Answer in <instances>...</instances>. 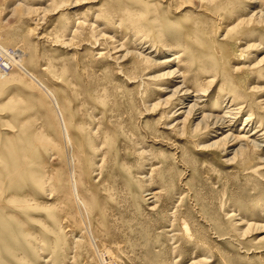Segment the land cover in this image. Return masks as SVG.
<instances>
[{
  "label": "rangeland",
  "instance_id": "rangeland-1",
  "mask_svg": "<svg viewBox=\"0 0 264 264\" xmlns=\"http://www.w3.org/2000/svg\"><path fill=\"white\" fill-rule=\"evenodd\" d=\"M202 1L0 0V180L13 183L0 193L31 207L2 215L0 264H264V131L251 136L264 128V20L224 37L264 0ZM229 41L244 59L211 57ZM177 66L191 94L216 77L202 111L214 117L242 82L253 120L242 109L222 134L263 146L248 166L207 148L221 136H179L193 95L168 106L183 79L153 80Z\"/></svg>",
  "mask_w": 264,
  "mask_h": 264
},
{
  "label": "bare ground",
  "instance_id": "bare-ground-1",
  "mask_svg": "<svg viewBox=\"0 0 264 264\" xmlns=\"http://www.w3.org/2000/svg\"><path fill=\"white\" fill-rule=\"evenodd\" d=\"M213 0H204L202 1L201 3L203 4H207V3H211ZM127 8V7H125ZM127 11V10H126ZM258 13V11L256 12ZM215 16H217V14H214ZM41 16V15H40ZM257 20H251L250 19H245L244 17L242 18L241 16L236 18V23L233 24L232 26L228 27V29L226 30V34H225V38L228 36H230L231 40L233 39L235 41V39L239 38V37H243L245 36L249 31H252V33L254 32V26H256V24H259L261 23L263 20H264V14L263 13H258V17L256 18ZM218 21V19H217ZM195 31H198L197 28H195ZM246 37V36H245ZM224 38V40H225ZM244 38V37H243ZM247 38V37H246ZM223 45V46H222ZM221 46H216L214 44V46H211V49H212V52L210 53L211 57H214L217 55V60L222 57H225V54H226V50L227 48L231 49L232 53L235 55V56H238V57H242L243 59L245 58V54L241 51H237L229 42H225L224 44H222ZM253 49L255 47H250L249 45L247 46L246 49ZM215 49L218 53H215V51L213 50ZM225 51V52H222V51ZM154 52V51H153ZM216 54V55H215ZM237 54V55H236ZM247 57V55H246ZM179 57L177 55L172 56L171 58L167 59L166 58V61L163 62V64H170L172 63L173 61H175L176 59H178ZM219 59V60H220ZM145 61L146 62H149L150 59L148 58H145ZM220 62V61H219ZM258 64L259 63H264V57H262L259 61H257ZM162 63V62H161ZM149 64V63H148ZM256 63V65H258ZM203 65V64H202ZM219 65V64H218ZM254 65V66H256ZM260 65V64H259ZM212 67V66H211ZM212 70L214 71L215 68H208L207 66V70ZM242 69V68H241ZM263 68H260L259 71H257V73H260L259 76L262 75L263 73ZM216 72V71H215ZM214 72V73H215ZM238 72V71H237ZM252 72V71H251ZM255 72V71H254ZM4 74V73H2ZM219 74V73H218ZM211 75V74H210ZM219 76V75H218ZM4 77V76H3ZM5 78V77H4ZM179 79L181 78V80L183 79L182 83H180V85H177L176 89H174L175 91L173 93H171V102L166 100V101H163L162 103L166 104V105H170L171 107L175 104V102L177 103V105H181L183 106L184 105V102H186V100L190 97V95H193V101L191 103H189L188 105H185L184 108H186V111L185 112H182L180 111V109L177 110V115H184V118L183 120H181V122H178L176 124L177 125H180V127H178L176 130L177 132L179 133V136L181 138H191L190 140H195V139H198L200 136H202V134H209V133H213L214 135L216 134L217 138H219V136H221L222 138H219L217 139L216 141H214L213 143L211 142V144L207 147V148H211L213 149L216 153L215 154H219L220 152H223L224 155H228V154H232V160L231 161H237L238 165L241 164V166L245 167V166H248L250 163L253 162V159L249 157V152L248 151H256L257 154H259L260 151H262V147L263 146H260L258 143H256V139H254V141L250 142V143H244L243 144H239L238 145V148H236L234 150V145H237V144H231L230 142V137L228 138L227 136L228 135H225L222 134L223 133V128L225 127H229V130L230 128L232 129L233 125L231 123V119H234L235 117L238 116V113L242 110V109H246V108H249L248 112H250V114L248 115V118L245 119L246 121V125L248 126L250 124L249 121H252V112L250 110V103L248 102H243L242 100L246 99V96L244 95V93L242 91H239L237 88H239L240 86L242 87L243 89V84L242 82L240 83L239 79L237 77H232V80L233 81H229L227 82V84H229V87L230 89H228V94H231L232 95V98H226V99H222V100H218V96L215 100L219 101V104H226L225 108V112L223 113V115L221 117H218V116H212V115H209V114H205L203 113L202 111L204 110V107L206 106L205 105V100H203L204 97L207 96V91L209 90V87L212 85V83L215 81L216 77H212L205 86H201V87H198L194 89L193 91V94H191V92L189 91V88L186 86V84L184 83L185 79L184 77L181 75L180 73V70L177 66L176 69H173V70H166L164 71L163 74L159 75L158 77H156V79H153V80H158V82H161L163 80H169L171 81L172 79ZM6 79V78H5ZM224 80V79H223ZM227 80V79H225ZM5 82V80H3ZM152 81V80H151ZM217 81V79H216ZM204 82V81H203ZM238 84L239 86H237V88L234 86L235 83ZM226 83V82H225ZM185 84V85H184ZM202 85V84H201ZM201 88V89H200ZM228 88V86H227ZM161 89V88H160ZM263 91L262 88H252L250 89V92H259V91ZM219 92H225L226 94V91L223 89V91H219ZM245 92V91H244ZM247 92V90H246ZM220 95V93H218ZM248 94V93H247ZM209 95V94H208ZM250 95V94H249ZM249 95H248V98H249ZM170 98V97H168ZM224 100V101H223ZM225 101H227L225 103ZM251 101V100H250ZM160 104V102H158ZM244 104H245V107H244ZM260 105H263L264 106V103H261L259 102ZM156 105V103H155ZM161 105V104H160ZM160 105H158L160 107ZM228 105V106H227ZM157 106V105H156ZM157 106V107H158ZM166 108V107H165ZM224 108V109H225ZM163 110V109H162ZM175 113V114H176ZM62 119V118H60ZM195 120H198L196 122V124H192V122H194ZM262 120L260 119V122H259V125L255 128V130H253L254 132L252 133L251 132V136L252 135H256L257 133H260L261 130L260 128L264 131V128L262 125ZM60 122V121H59ZM227 124V126H225ZM61 125V124H60ZM194 125V126H193ZM64 127V125L62 126ZM60 128V127H59ZM63 131V130H62ZM218 133H221V134H218ZM63 134V133H62ZM67 135V134H66ZM249 135H250V131H249ZM259 136V135H258ZM245 137V136H244ZM260 137H263L264 139V134H260ZM39 139V138H38ZM37 139V141H38ZM236 139V138H235ZM68 140L70 141V139L68 138ZM65 139V141H68ZM78 140V139H77ZM80 141V140H79ZM68 143V142H67ZM68 145V144H67ZM70 146V145H69ZM72 147V146H70ZM204 147V146H203ZM206 147V146H205ZM228 149H231L230 151H227ZM23 151V150H22ZM15 153V152H14ZM22 154V153H21ZM24 154V153H23ZM22 154V155H23ZM24 157V155H23ZM75 157V156H74ZM27 158V157H26ZM13 159V158H12ZM231 159V158H230ZM16 160V159H15ZM23 160V158H22ZM27 160V159H26ZM259 164H262L264 166V158L260 159L259 158ZM71 162V161H70ZM17 163V162H15ZM19 164V162H18ZM18 164H15V166ZM25 164V163H24ZM4 165V164H3ZM20 165V164H19ZM6 168V167H5ZM259 169V168H258ZM8 170V169H7ZM6 170V172H7ZM15 171V169H13ZM18 170V168H17ZM72 170V169H71ZM27 171V170H26ZM257 171V170H256ZM17 172V171H16ZM22 172V171H21ZM73 172V171H72ZM2 173V172H1ZM12 173V172H11ZM18 173V172H17ZM71 173V172H70ZM10 174V173H9ZM7 174L8 176V181H7V184L4 183L3 181L0 180V191H2V188L5 189L4 192H7L8 195H12V191L13 190L12 186H13V183H12V178L10 177V175ZM14 175L16 173H13ZM13 175V176H14ZM17 175V174H16ZM19 175V174H18ZM17 175V176H18ZM35 176V175H34ZM34 178V177H33ZM40 178V176L38 177ZM36 179V177L34 178ZM41 179V178H40ZM72 179V177H71ZM4 180V179H3ZM43 180V178L41 179ZM37 181V180H34V182ZM71 182V181H70ZM37 183V182H36ZM72 183L73 184H76L73 182L72 180ZM42 184V182L40 183ZM39 185V184H38ZM5 187V188H4ZM71 188V187H70ZM77 188V187H76ZM75 189V187H74ZM75 191V190H73ZM78 191V190H77ZM3 192V193H4ZM71 192V191H70ZM2 193V192H1ZM1 193H0V228L1 227H11L6 221V218H4L3 214H7L8 212H10V208H8L9 206H12L13 208H20V209H24L26 210V208L30 207L28 206V204L24 203L23 202H18V203H14L13 200L10 202L8 201L6 198L2 197L1 196ZM72 193V192H71ZM14 194V193H13ZM74 195H76L75 193H73ZM155 194V193H154ZM5 195V194H4ZM78 196V194H77ZM76 196V197H77ZM12 198V197H11ZM24 199V198H23ZM27 199V198H25ZM89 200V199H88ZM86 200V201H88ZM94 200V199H93ZM27 201V200H26ZM29 201V200H28ZM77 201V200H76ZM83 201V200H82ZM81 201V202H82ZM85 201V202H86ZM91 202H89L90 204V208H91V205L96 202V201H92V200H89ZM80 202V201H79ZM28 203V202H27ZM78 203V202H77ZM87 203V202H86ZM30 204V203H29ZM31 205V204H30ZM81 205V204H80ZM85 204L83 203V206ZM86 206V205H85ZM87 206L89 207V205L87 204ZM94 206V204H93ZM92 206V207H93ZM82 207V206H81ZM80 208V207H79ZM83 208V207H82ZM31 209V207H30ZM89 208H87V210L85 211H88ZM91 210V209H90ZM89 210V211H90ZM13 213V212H12ZM3 215V216H2ZM10 215V214H8ZM14 216V215H13ZM12 218V217H11ZM184 221V220H183ZM182 221V225H183V229L186 230V224ZM57 222V220H55V223ZM14 228V227H13ZM11 230V229H10Z\"/></svg>",
  "mask_w": 264,
  "mask_h": 264
},
{
  "label": "built area",
  "instance_id": "built-area-1",
  "mask_svg": "<svg viewBox=\"0 0 264 264\" xmlns=\"http://www.w3.org/2000/svg\"><path fill=\"white\" fill-rule=\"evenodd\" d=\"M6 55V54H5ZM5 59L3 57V55L0 53V72L6 71L8 69V65L6 63H4Z\"/></svg>",
  "mask_w": 264,
  "mask_h": 264
}]
</instances>
